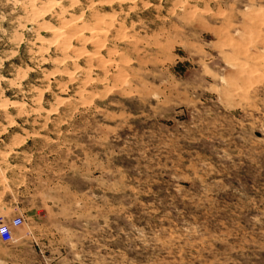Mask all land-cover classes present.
Returning a JSON list of instances; mask_svg holds the SVG:
<instances>
[{"label":"rangeland","instance_id":"374dc122","mask_svg":"<svg viewBox=\"0 0 264 264\" xmlns=\"http://www.w3.org/2000/svg\"><path fill=\"white\" fill-rule=\"evenodd\" d=\"M2 225L0 264H264V0H0Z\"/></svg>","mask_w":264,"mask_h":264},{"label":"built area","instance_id":"2783aa9c","mask_svg":"<svg viewBox=\"0 0 264 264\" xmlns=\"http://www.w3.org/2000/svg\"><path fill=\"white\" fill-rule=\"evenodd\" d=\"M22 223V219L20 217H16L12 220L11 225L12 227H17L19 225H21ZM0 237L5 241H10L11 239V234H10V230L7 226H0Z\"/></svg>","mask_w":264,"mask_h":264}]
</instances>
